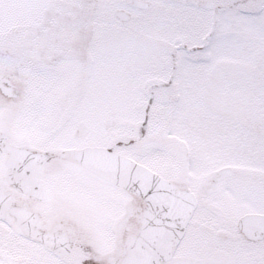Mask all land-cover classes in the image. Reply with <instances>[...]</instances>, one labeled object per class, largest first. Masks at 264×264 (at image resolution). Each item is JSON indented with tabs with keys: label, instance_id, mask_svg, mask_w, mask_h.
<instances>
[{
	"label": "snow or ice",
	"instance_id": "obj_1",
	"mask_svg": "<svg viewBox=\"0 0 264 264\" xmlns=\"http://www.w3.org/2000/svg\"><path fill=\"white\" fill-rule=\"evenodd\" d=\"M0 264H264V0H0Z\"/></svg>",
	"mask_w": 264,
	"mask_h": 264
}]
</instances>
